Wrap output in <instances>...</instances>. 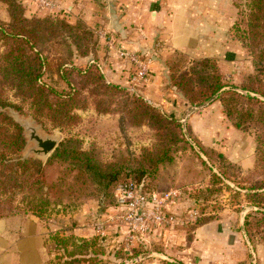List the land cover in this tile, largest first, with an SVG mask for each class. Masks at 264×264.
I'll list each match as a JSON object with an SVG mask.
<instances>
[{
	"label": "rangeland",
	"instance_id": "obj_1",
	"mask_svg": "<svg viewBox=\"0 0 264 264\" xmlns=\"http://www.w3.org/2000/svg\"><path fill=\"white\" fill-rule=\"evenodd\" d=\"M247 1L230 0L229 3L230 24L227 33L232 47L235 48V59L232 62H227L203 57L211 60L207 69L209 75L218 74L226 84L236 86L242 85L250 75H254L256 72L252 53L246 45L248 42L247 13L249 12ZM27 10L32 11L27 12ZM52 14L68 20L59 12L39 10L35 3L26 0L25 16ZM0 20L2 22L9 21L7 7L2 2H0ZM77 21H80L85 29L88 28V35L84 33L83 27L78 30L79 35L83 37L79 44L84 54L76 52L73 47L74 55L69 57L66 49L61 50L54 43L48 44L43 54L47 58L42 81L57 91L67 90V82L62 76L68 73L67 81H70L75 89L70 97L72 100L68 103L72 119L64 126H55L54 122L50 120V116L47 119L36 118L34 111L29 108V104L13 95H10V101L20 105L21 108L9 107L13 108L20 117L29 119L41 134L58 137V144L64 138L73 137L83 150L89 151L99 162L117 163L123 171L127 169L136 172L141 169L148 171L150 168L153 171L156 151L169 146V155L172 157V161L164 164L159 163L158 171L152 172L151 183L152 187L159 192H176L173 203H171L176 208L173 212L185 222L172 229L184 227L185 230H188L184 236L191 240L194 237L193 230L197 225L213 221L215 224L218 223L216 229L221 233L224 231L226 236L227 233H231V229L236 232V236L239 235L238 243L236 242V263L245 261L248 264H264V226H256L253 223L252 226L255 228L252 230L250 228V233L245 231L246 215L252 213L254 215L257 209L249 203L248 188L253 182H264V168H256L255 164V138L259 128L256 126H250L246 130L234 128L223 114L222 104L217 99L200 104L188 102L179 90L168 87L171 83L172 72L166 70V64L162 89L172 92L182 99V111L167 112L152 101L146 100L145 103L147 106L162 111V114L179 121L183 130L180 127L177 128L173 121L149 120V109L145 105L137 109L134 97L124 90L123 87L127 86V82H115L107 76L110 69L116 71V68H112L115 66V62L117 68L121 72L126 71L128 75L129 66L122 64L121 59L116 55L115 47L112 48L105 44L104 33L99 27L101 22L92 23L82 18ZM112 46L115 44L113 43ZM186 56L188 61L202 58ZM169 58L166 59V63ZM62 62L66 63L63 67H59ZM89 64L92 65L90 70L80 72L81 69H87ZM186 64V62L183 63V66ZM97 71H103V79L96 77ZM262 75L264 78V71ZM251 95L255 94L251 93ZM255 96L264 102V97L258 94ZM58 97L55 96L52 99L57 100ZM141 109H145V114L148 117L139 113ZM7 112L6 109L4 113ZM156 126L161 129V131H157L161 133L160 135L156 134ZM31 144L25 141L20 152L21 157L25 155L26 149ZM204 145L213 148V151L205 152ZM218 153L223 157L220 158ZM49 156L40 160L35 158L33 153H29L26 158L45 163ZM63 167L64 165L59 163L47 168L48 179L55 180L61 176L64 171ZM123 173L120 177H123ZM213 173L215 176H212ZM97 188L90 186L88 196L75 197L73 201L64 199L60 204L51 205L41 217L45 225L56 224L62 227L72 224L84 225L87 222V219L83 218L87 215L85 208L87 210L88 207L93 206L92 209L95 212L108 209V204L111 202V187L106 191L99 188L97 190ZM100 197L104 198L107 206H102ZM190 211L196 212L194 219H190ZM81 213L82 218H72L74 214ZM187 219L188 222H186ZM252 220L254 222V219ZM117 228L120 229L119 226ZM49 233L51 239L54 240V233ZM101 236L103 235L100 233L93 236L97 242L95 246L82 247L81 249H76L75 246H72L71 240L67 239L65 240L68 250L66 255L63 256L60 251L57 257L60 260L64 259L66 264H71L68 262L69 257L74 256V259L81 261L73 264L86 261L89 264H113L115 259H120L124 264H128L126 262L134 257L144 258L153 250L161 251L158 249L159 241L157 240L158 243L154 241L153 233L142 239L137 238L128 248L125 245L124 236L114 242L112 239H108V241L107 238L102 242L100 241ZM70 253H74V255H70ZM101 254L105 255V258L100 257ZM134 254L137 255L134 256ZM169 256L171 257L172 254ZM240 258L243 259L240 260ZM199 260L200 257L197 256L195 261L189 260L186 264H199ZM177 261L185 264L180 260ZM135 262L134 264H139L138 261Z\"/></svg>",
	"mask_w": 264,
	"mask_h": 264
},
{
	"label": "trees",
	"instance_id": "obj_2",
	"mask_svg": "<svg viewBox=\"0 0 264 264\" xmlns=\"http://www.w3.org/2000/svg\"><path fill=\"white\" fill-rule=\"evenodd\" d=\"M7 7L8 22L0 20V107L20 105L10 101V95L21 98L29 104L36 118L49 116L55 126H64L72 119L68 103L75 91L68 80V73L62 76L67 82V90L57 91L42 81L46 70V55L44 49L50 43L58 45L61 50H67L72 57L74 50L84 54L79 41L83 39L78 30L83 27L80 21L70 22L59 15H24L26 0H0ZM247 5V36L246 45L250 49L256 69L240 86L226 84L220 75H209L208 58L187 60L184 53L175 51L166 63V70L172 72L168 87L179 90L188 102L206 103L217 99L223 107V114L236 129H248L250 126L259 128L256 134V168H264V102L255 95L264 97V0H248ZM88 35V28L84 30ZM88 38V37H87ZM188 61V62H187ZM187 63L183 66V63ZM60 63L59 67H63ZM81 69L80 72H87ZM214 67V66H213ZM90 68V69H89ZM62 71V69H60ZM97 78L103 79V71H97ZM214 74V73H213ZM211 82L210 84H208ZM112 87V86H110ZM134 101L136 108L145 105L149 109V120L173 121L177 128L183 130L179 121L162 114V111L146 105V99L136 93H131L127 86L123 87ZM245 92V93H242ZM251 93L255 94L254 96ZM59 96L57 100L52 97ZM70 98V99H67ZM197 100V101H196ZM139 113L145 114V109ZM157 131L161 129L156 126ZM22 128L6 113L0 112V218L14 214H33L42 217L53 204H60L64 199L74 200L80 196H88V188L94 186L102 191L111 187L110 208L115 203L114 191L119 183L135 182L148 191H157L152 187V172L158 171L162 163L171 162L169 146L160 149L155 155V163L150 170L128 171L118 166L99 162L89 151L83 150L73 137L64 138L55 147L45 163L32 158L21 159L20 152L25 145ZM205 152L213 148L203 146ZM218 156L223 157L218 153ZM64 165L63 174L55 180H49L46 169L55 164ZM160 163V164H159ZM124 172V173H123ZM123 173V177L121 174ZM212 176H215L214 173ZM150 183V185H149ZM97 188V190H98ZM249 203L257 207L255 214L245 217V231L264 226V182H253L248 188ZM100 203L106 205L103 197ZM107 206V205H106ZM104 209V208H103ZM106 209V208H105ZM254 219V222L253 220ZM251 228V230H250ZM54 242L58 252L66 255L67 239L76 249L96 245V238L87 240L74 235L62 236L54 233ZM264 238V232H263ZM100 241H102L100 239ZM63 243V245H61ZM65 252V253H64ZM75 253V252H74ZM70 253V255H74ZM138 254V253H137ZM136 254V255H137ZM134 254V256H136ZM69 263L81 260L69 257ZM167 264H182L179 261H167ZM236 264H248L245 261Z\"/></svg>",
	"mask_w": 264,
	"mask_h": 264
},
{
	"label": "crops",
	"instance_id": "obj_3",
	"mask_svg": "<svg viewBox=\"0 0 264 264\" xmlns=\"http://www.w3.org/2000/svg\"><path fill=\"white\" fill-rule=\"evenodd\" d=\"M55 1L61 7L59 14L70 22L79 18L92 23L101 22L99 27L108 46L111 43L120 44L144 53L160 44L149 67V82L139 89V94L159 104L167 112H181L183 106L178 95L162 89L165 61L173 52L178 51L192 58L210 57L227 62H232L236 57L227 33L230 0ZM112 68H116V71L110 69L107 76L115 82L126 83L127 72H121L116 62ZM88 208L84 209L87 215L81 213L72 216L80 219L82 215L87 219L84 225L62 227L48 224V227L42 218L30 213L0 218V264H66L64 259L57 257L59 252L49 232L58 231L62 236L74 235L89 240L99 234L92 226L95 220L103 222L102 242L106 238L114 242L123 237L122 230L109 219L110 208L102 212H95L93 206ZM169 208L175 212L176 208L172 204ZM216 224L209 221L197 225L191 240L184 236L188 232L184 227L155 229L150 234L153 233L154 241H159L158 249L161 251L153 250L144 258L134 257L126 263L134 264L138 261L139 264H167V261L180 260L186 264L199 256V264H234L237 262L236 242L239 235L236 236V232L231 229V233L226 236L224 231L221 233L216 229ZM100 257L105 258V255L101 254ZM80 264L89 263L86 261ZM113 264L124 263L115 259Z\"/></svg>",
	"mask_w": 264,
	"mask_h": 264
},
{
	"label": "built area",
	"instance_id": "obj_4",
	"mask_svg": "<svg viewBox=\"0 0 264 264\" xmlns=\"http://www.w3.org/2000/svg\"><path fill=\"white\" fill-rule=\"evenodd\" d=\"M31 1L39 10L57 13L61 10L60 5L55 0ZM110 47H115L116 55L121 59L122 64L129 66L128 89L131 93L139 94V89L149 82V67L155 53L160 48V44L154 45L144 53L123 45L112 46V43ZM175 196V191H148L135 182L119 183L116 186L114 191L115 203L110 207L108 216L122 230L127 248L132 246L137 238L142 239L155 229L173 228L176 225L184 224V219L179 218L169 208ZM195 216L196 212L190 211V219H194ZM92 226L96 232L102 233V221L95 220Z\"/></svg>",
	"mask_w": 264,
	"mask_h": 264
},
{
	"label": "water",
	"instance_id": "obj_5",
	"mask_svg": "<svg viewBox=\"0 0 264 264\" xmlns=\"http://www.w3.org/2000/svg\"><path fill=\"white\" fill-rule=\"evenodd\" d=\"M6 113L15 123H17L21 128L26 137V143H32L27 149L26 153L21 159H25L29 153H33L35 158L45 159L50 153L55 149L58 144V137L43 135L38 131V128L32 124L29 119L20 117L13 108L6 106L0 107V112Z\"/></svg>",
	"mask_w": 264,
	"mask_h": 264
}]
</instances>
